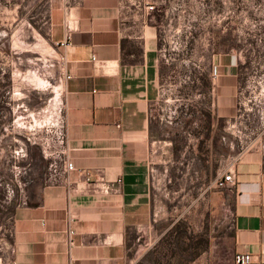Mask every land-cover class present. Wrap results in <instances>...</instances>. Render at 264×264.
<instances>
[{"label": "crops", "instance_id": "0c3cea01", "mask_svg": "<svg viewBox=\"0 0 264 264\" xmlns=\"http://www.w3.org/2000/svg\"><path fill=\"white\" fill-rule=\"evenodd\" d=\"M50 3L51 39L61 46L65 68L61 127L75 170L66 173L61 165L57 185H49V169L38 173L13 213L9 252L0 264H70V228L75 264H234L239 253L264 264L261 154L253 150L234 163L239 144L226 131L237 118V58L213 59L212 102L197 109L206 138L197 134L194 141L196 176L211 196L202 203L206 245L189 259L192 242L177 235L178 222L168 224L166 211L174 190L186 209L198 188L183 173L173 186L174 166L183 161L174 142L182 134L153 117L164 79L161 29L173 16V0ZM45 140L39 143L44 154ZM229 170L236 185L215 188ZM106 185L108 195L101 192Z\"/></svg>", "mask_w": 264, "mask_h": 264}, {"label": "rangeland", "instance_id": "374dc122", "mask_svg": "<svg viewBox=\"0 0 264 264\" xmlns=\"http://www.w3.org/2000/svg\"><path fill=\"white\" fill-rule=\"evenodd\" d=\"M50 2L0 0V256L9 252L17 205L38 173L48 172L63 121L61 46L51 39ZM230 57L237 58L240 136L249 111L264 108V0H173V16L161 29L164 79L153 117L182 134L174 142L183 161L174 166L173 186L181 185L177 178L183 173L198 188L188 194L186 209L174 190L166 211L168 224L178 222L177 235L192 242L189 259L206 245L208 213L202 203L211 196L196 176L194 141L197 134L206 138L197 109L212 102L213 59L229 63ZM226 131L231 132L227 125ZM43 137L50 143L46 154L39 144Z\"/></svg>", "mask_w": 264, "mask_h": 264}, {"label": "built area", "instance_id": "2783aa9c", "mask_svg": "<svg viewBox=\"0 0 264 264\" xmlns=\"http://www.w3.org/2000/svg\"><path fill=\"white\" fill-rule=\"evenodd\" d=\"M65 72L64 66H62V74ZM70 77L67 76L66 80H69ZM249 115L247 116V121L249 125L246 126L244 133L238 135V120H239V110L237 111V118L233 121L229 130L236 137L239 144V153L234 160V163H240L245 156L253 150L260 151L261 154V172L264 175V108L254 112L253 110L249 111ZM55 147L54 152L51 154V162L49 165L50 177L48 178L49 185H57L60 180V171L59 168L61 165H64L65 172L69 173L75 170L74 163L70 161L69 156L67 154V149L65 146L66 137L63 131V128L55 132ZM45 147L50 146L49 140H45ZM236 185L235 172L233 170H229L224 172L223 177L218 179L214 183V187L217 189H226L228 187H233ZM101 192L105 195L110 194L111 188L109 186H105L101 189ZM75 242V231L73 229L68 230V249L69 256L71 258L70 264H75V259L73 256V252L76 248ZM10 264H15L14 262H10ZM234 264H259V262L255 261V258L250 253H239L235 256Z\"/></svg>", "mask_w": 264, "mask_h": 264}, {"label": "flooded vegetation", "instance_id": "af4514ba", "mask_svg": "<svg viewBox=\"0 0 264 264\" xmlns=\"http://www.w3.org/2000/svg\"><path fill=\"white\" fill-rule=\"evenodd\" d=\"M236 47V46H235ZM234 51L236 52V48H234Z\"/></svg>", "mask_w": 264, "mask_h": 264}]
</instances>
